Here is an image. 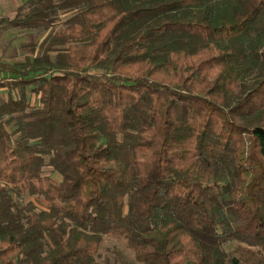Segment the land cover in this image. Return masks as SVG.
Instances as JSON below:
<instances>
[{
	"label": "trees",
	"instance_id": "16d2710c",
	"mask_svg": "<svg viewBox=\"0 0 264 264\" xmlns=\"http://www.w3.org/2000/svg\"><path fill=\"white\" fill-rule=\"evenodd\" d=\"M0 61V264H264V0H25ZM54 174L59 179L53 177Z\"/></svg>",
	"mask_w": 264,
	"mask_h": 264
},
{
	"label": "rangeland",
	"instance_id": "374dc122",
	"mask_svg": "<svg viewBox=\"0 0 264 264\" xmlns=\"http://www.w3.org/2000/svg\"><path fill=\"white\" fill-rule=\"evenodd\" d=\"M13 14L8 15L12 17ZM2 17V16H0ZM26 33L6 31L0 27V61H17L21 57L18 45L26 40ZM54 178L59 179L57 174ZM100 264H137L134 261L133 253L126 247L124 240L106 236L100 249Z\"/></svg>",
	"mask_w": 264,
	"mask_h": 264
},
{
	"label": "crops",
	"instance_id": "0c3cea01",
	"mask_svg": "<svg viewBox=\"0 0 264 264\" xmlns=\"http://www.w3.org/2000/svg\"><path fill=\"white\" fill-rule=\"evenodd\" d=\"M25 0H0V19L9 17L8 15L15 13L16 8ZM10 18V17H9Z\"/></svg>",
	"mask_w": 264,
	"mask_h": 264
}]
</instances>
